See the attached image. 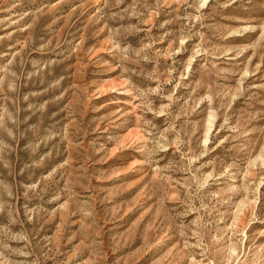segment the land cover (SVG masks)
<instances>
[{
    "label": "rangeland",
    "instance_id": "obj_1",
    "mask_svg": "<svg viewBox=\"0 0 264 264\" xmlns=\"http://www.w3.org/2000/svg\"><path fill=\"white\" fill-rule=\"evenodd\" d=\"M0 264H264V0H0Z\"/></svg>",
    "mask_w": 264,
    "mask_h": 264
}]
</instances>
